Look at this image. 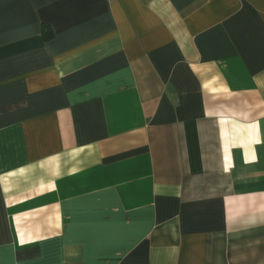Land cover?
<instances>
[{
	"label": "crops",
	"instance_id": "crops-1",
	"mask_svg": "<svg viewBox=\"0 0 264 264\" xmlns=\"http://www.w3.org/2000/svg\"><path fill=\"white\" fill-rule=\"evenodd\" d=\"M0 264H264V0H0Z\"/></svg>",
	"mask_w": 264,
	"mask_h": 264
},
{
	"label": "trees",
	"instance_id": "trees-1",
	"mask_svg": "<svg viewBox=\"0 0 264 264\" xmlns=\"http://www.w3.org/2000/svg\"><path fill=\"white\" fill-rule=\"evenodd\" d=\"M50 37H51V34L46 33L45 38L50 39Z\"/></svg>",
	"mask_w": 264,
	"mask_h": 264
}]
</instances>
